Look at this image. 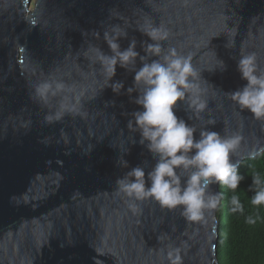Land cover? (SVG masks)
<instances>
[{"label":"water","instance_id":"1","mask_svg":"<svg viewBox=\"0 0 264 264\" xmlns=\"http://www.w3.org/2000/svg\"><path fill=\"white\" fill-rule=\"evenodd\" d=\"M114 26L127 32L122 49L135 39L144 55L153 41L142 29L164 27L165 51L190 57L206 108L197 115L186 100L173 110L196 127L195 139L203 128L239 134L237 167L264 151V120L227 94L247 83L241 55L255 53L264 70V0H0V264H171L169 254L217 264L219 207L188 221L182 206L146 199L133 213L119 191L117 180L137 166L148 186L156 160L127 126L142 110L127 92L134 71L117 65L108 81L98 60L97 49L111 54L104 33ZM52 79L82 97L77 111L47 122L62 96L45 104L34 86ZM115 81L124 85L118 94Z\"/></svg>","mask_w":264,"mask_h":264},{"label":"clouds","instance_id":"2","mask_svg":"<svg viewBox=\"0 0 264 264\" xmlns=\"http://www.w3.org/2000/svg\"><path fill=\"white\" fill-rule=\"evenodd\" d=\"M142 31L153 41L143 48L144 55L136 51L135 39L130 40L126 48H121L119 41L127 37V32L118 26L104 33L111 54L96 50L108 81L115 76L117 65L134 71V86L127 92L138 93L134 102L142 110L132 113L133 119L127 126L139 132V143L147 142L145 146L156 160L147 173L148 186L144 169L137 166L117 180L119 191L129 199L128 207L133 213L138 211L136 202L152 199L170 210L182 206V215L188 221H199L205 209L215 210L220 204L221 194L209 191L211 184L218 183L235 192L244 179L238 172L237 163L230 160L237 153L241 136H222L203 128L199 138H194L196 127L178 118L173 109L177 101L187 100L188 108L197 115L205 110L204 90L196 82L199 74L190 57L179 54L175 48L165 51L161 42L169 37L166 28L149 27ZM137 57L141 61L139 68L136 67ZM151 57L155 59L150 60ZM219 67H224L223 61L219 60ZM237 69L247 83L227 94L241 110L247 109L255 119L264 120V70L258 68L256 54L241 55ZM109 86L117 94L124 87L123 81L112 82ZM34 93L45 104L50 97L62 96L58 109L46 116L47 122L58 121L66 113L77 111L82 97L73 86L56 79L36 84ZM215 122L209 119L208 124ZM120 162L127 167V161L121 158ZM250 190L254 192L251 205H264V176L259 172L253 174ZM229 210L244 212L238 196H231ZM246 222L255 224L256 220L249 216ZM169 256L171 264H181L178 254Z\"/></svg>","mask_w":264,"mask_h":264},{"label":"trees","instance_id":"3","mask_svg":"<svg viewBox=\"0 0 264 264\" xmlns=\"http://www.w3.org/2000/svg\"><path fill=\"white\" fill-rule=\"evenodd\" d=\"M238 172L244 177L235 192L219 185L221 194L218 215L220 229L217 239V264H264V205L250 203L254 192L250 190L253 174L264 176V151L259 155L242 161ZM236 195L244 205V212L229 210V200ZM255 218V224L246 218Z\"/></svg>","mask_w":264,"mask_h":264},{"label":"rangeland","instance_id":"4","mask_svg":"<svg viewBox=\"0 0 264 264\" xmlns=\"http://www.w3.org/2000/svg\"><path fill=\"white\" fill-rule=\"evenodd\" d=\"M33 2H34V0H32V6H33Z\"/></svg>","mask_w":264,"mask_h":264}]
</instances>
